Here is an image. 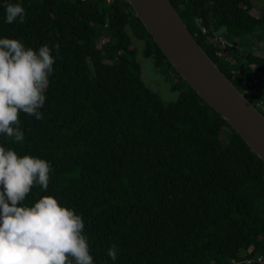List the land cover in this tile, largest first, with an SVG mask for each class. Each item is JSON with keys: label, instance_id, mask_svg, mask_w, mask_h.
<instances>
[{"label": "trees", "instance_id": "16d2710c", "mask_svg": "<svg viewBox=\"0 0 264 264\" xmlns=\"http://www.w3.org/2000/svg\"><path fill=\"white\" fill-rule=\"evenodd\" d=\"M169 1L264 114V81L257 97L245 83L264 73L255 52H264V7L256 15L253 0ZM15 2L24 22L7 24ZM0 36L59 45L43 118L20 113L24 141L0 136V144L50 162L48 189L34 186L24 203L53 195L75 209L94 264H113L112 244L115 264H252L264 253V160L182 78L128 0H0ZM133 37L174 100L142 79Z\"/></svg>", "mask_w": 264, "mask_h": 264}, {"label": "clouds", "instance_id": "9594fccd", "mask_svg": "<svg viewBox=\"0 0 264 264\" xmlns=\"http://www.w3.org/2000/svg\"><path fill=\"white\" fill-rule=\"evenodd\" d=\"M19 2L5 9V23H23ZM59 45L26 46L0 36V136L24 141L20 113L39 120ZM52 166L46 159L0 144V264H94L83 217L53 195L24 203L34 186L48 189ZM118 246L107 256L113 264Z\"/></svg>", "mask_w": 264, "mask_h": 264}, {"label": "water", "instance_id": "95a60500", "mask_svg": "<svg viewBox=\"0 0 264 264\" xmlns=\"http://www.w3.org/2000/svg\"><path fill=\"white\" fill-rule=\"evenodd\" d=\"M183 79L264 160V114L209 57L169 0H128Z\"/></svg>", "mask_w": 264, "mask_h": 264}, {"label": "rangeland", "instance_id": "374dc122", "mask_svg": "<svg viewBox=\"0 0 264 264\" xmlns=\"http://www.w3.org/2000/svg\"><path fill=\"white\" fill-rule=\"evenodd\" d=\"M253 2L257 5V11H254L253 13L259 15L260 12L263 11L264 0H253ZM101 41H103L102 37L100 38L99 43H101ZM133 44L138 48L137 58L141 63V76L144 82L151 89L157 91L166 102L174 100L177 97V91L172 90L170 82L153 64L152 59L150 57L143 56V41L133 37ZM255 52L256 54L264 55L263 51L256 50Z\"/></svg>", "mask_w": 264, "mask_h": 264}, {"label": "built area", "instance_id": "2783aa9c", "mask_svg": "<svg viewBox=\"0 0 264 264\" xmlns=\"http://www.w3.org/2000/svg\"><path fill=\"white\" fill-rule=\"evenodd\" d=\"M107 1H111V0H107ZM201 28L203 31H206V28L204 26H201ZM214 39L217 42H220L221 44H229L230 46L236 45V43L228 42L220 33H215ZM262 81H264V73L261 75L253 76L250 79L247 78L245 80V83L247 86L246 91L256 97L260 96V89L258 87V84L261 83ZM260 104L264 106V102L262 100H260ZM247 262L252 263V264L253 263L264 264V253L263 252L256 253L253 257L248 258Z\"/></svg>", "mask_w": 264, "mask_h": 264}]
</instances>
